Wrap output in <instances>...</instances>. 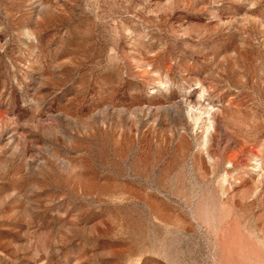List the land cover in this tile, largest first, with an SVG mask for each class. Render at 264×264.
<instances>
[{
	"label": "rangeland",
	"instance_id": "1",
	"mask_svg": "<svg viewBox=\"0 0 264 264\" xmlns=\"http://www.w3.org/2000/svg\"><path fill=\"white\" fill-rule=\"evenodd\" d=\"M0 264H264V0H0Z\"/></svg>",
	"mask_w": 264,
	"mask_h": 264
},
{
	"label": "bare ground",
	"instance_id": "2",
	"mask_svg": "<svg viewBox=\"0 0 264 264\" xmlns=\"http://www.w3.org/2000/svg\"><path fill=\"white\" fill-rule=\"evenodd\" d=\"M204 96H205V89L196 88L188 92L187 94H185L184 97H182L180 100L183 103V105L187 108L188 110L187 112H189L190 116H192L195 122L199 121L204 124L205 126L204 137H205V142L207 143L208 139L213 137V135L215 134L216 128L213 124L214 122L209 121V120L211 119L213 112H217V111L213 110L212 105L205 104L203 102ZM219 115H220V112H219ZM209 135L211 137H209Z\"/></svg>",
	"mask_w": 264,
	"mask_h": 264
}]
</instances>
